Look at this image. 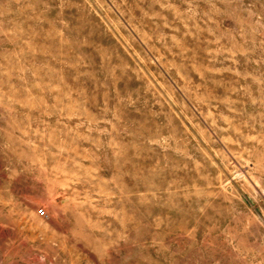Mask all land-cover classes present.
<instances>
[{
	"label": "rangeland",
	"instance_id": "1",
	"mask_svg": "<svg viewBox=\"0 0 264 264\" xmlns=\"http://www.w3.org/2000/svg\"><path fill=\"white\" fill-rule=\"evenodd\" d=\"M0 264H264V0H0Z\"/></svg>",
	"mask_w": 264,
	"mask_h": 264
},
{
	"label": "built area",
	"instance_id": "2",
	"mask_svg": "<svg viewBox=\"0 0 264 264\" xmlns=\"http://www.w3.org/2000/svg\"><path fill=\"white\" fill-rule=\"evenodd\" d=\"M37 212L40 214V215H43L44 214V211L42 209H38Z\"/></svg>",
	"mask_w": 264,
	"mask_h": 264
}]
</instances>
